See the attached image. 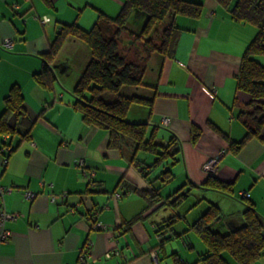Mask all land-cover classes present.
Here are the masks:
<instances>
[{"label": "crops", "instance_id": "1", "mask_svg": "<svg viewBox=\"0 0 264 264\" xmlns=\"http://www.w3.org/2000/svg\"><path fill=\"white\" fill-rule=\"evenodd\" d=\"M123 1L50 0L52 4L48 5L44 0H0V62L5 65L0 68V113L3 98L17 84L35 120L29 139L0 137L8 144L0 142V187H12L3 194L4 208L15 215L5 222L10 238L0 243V264H79L82 251L89 260L87 264L92 260V264H173V252L193 262L205 250L190 227L200 215L198 212L189 219L192 208L172 224L171 230L162 227L163 235L158 233L157 223L171 214L167 207L152 214L149 210L142 220L126 227L123 222L142 210L145 202L123 190L120 180L139 188L150 187L149 182L131 164L126 149L121 154L109 148L106 129L82 120L72 105L71 92L54 87L45 92L32 77L41 67L39 53L48 49L60 23L86 26L100 12L113 17ZM194 1L203 5L201 16L195 21L176 17L185 30L177 39L174 56H150L143 79L151 86L136 87L133 92L152 98V105L133 108L135 118L131 120L147 121L148 129L158 125L157 140L162 143L172 134L179 138L181 155L173 169L179 166L177 175L183 183H202L208 176L202 170L203 163L219 157L216 175L233 182L234 195L198 186L192 190L202 195L198 198L204 202L199 204L202 209L209 202L221 208L222 218L215 227L223 233L242 223L245 203L238 197L242 192L248 193L264 219V140L253 137L233 153L225 139L237 141L246 133L238 114L250 98L236 88V75L256 27L231 18L216 0ZM5 39L11 46L3 45ZM78 43L73 37L65 40L61 50L66 58L58 63V53L54 73L58 71L64 77L69 71L70 55L75 53V46L71 45L70 51V44ZM84 48L81 44L85 52L83 69L88 61ZM257 58L264 65V55ZM162 117L170 118L168 125L161 123ZM193 126L200 130L194 141ZM9 146L16 149L6 155ZM80 157L95 168V177L104 190H88L87 177L76 163ZM24 191L35 195L25 198ZM172 234L174 239L159 245L162 237ZM196 249L199 252L191 258ZM251 264H264V254Z\"/></svg>", "mask_w": 264, "mask_h": 264}, {"label": "trees", "instance_id": "2", "mask_svg": "<svg viewBox=\"0 0 264 264\" xmlns=\"http://www.w3.org/2000/svg\"><path fill=\"white\" fill-rule=\"evenodd\" d=\"M44 1L48 5L52 4L50 0ZM216 2L227 9L234 20L256 27V33L241 57L236 75V88L247 93L250 98L238 114L246 133L237 141L225 137L228 150L237 153L253 137L264 140L261 135L264 122V65L257 58L264 55V0ZM202 12V3L194 0H124L115 16L100 12L89 29L82 28L76 22L60 23L48 49L38 55L41 67L32 77L47 91L54 87V61L65 40L73 37L87 46L90 59L71 90L74 98L72 105L86 124L106 129L109 148L117 149L121 154L126 149L131 164L150 183L148 188H139L126 179L120 180L123 190L135 193L145 202L142 210L123 222L126 227L142 220L149 210L152 214L159 208L167 207L172 214L157 223V231L161 235L163 228L169 227L168 230H171L172 224L178 218L202 202L198 199L193 206L181 211L184 201L195 186L234 195L233 182L209 174L199 185L187 181L171 194L162 195V186L157 185V182L166 184L173 179L172 167L180 160L181 141L172 134L166 143H162L157 140L158 125L148 129L147 121L127 119L133 108L146 109L152 105V98L133 92V88L151 86L143 78L152 54L161 59L174 56L177 39L185 30L178 25L176 17L182 16L195 21ZM123 34H127V43L130 44L127 46L124 43L125 51L119 45ZM125 88L131 90L123 91ZM3 103L0 137L17 136L22 141L29 139L35 120L27 111L19 85L13 84L10 87ZM168 119L170 121L169 117ZM199 133L200 130L193 126L191 139H197ZM0 142L1 145H8L4 140ZM15 149L16 146H9L5 154ZM140 153L151 156V161L140 158ZM160 167L162 169L154 173ZM79 170L87 177L88 190H104L95 177L94 167L84 160ZM238 197L245 203L241 214L242 223L226 232L218 231L215 225L222 218V210L218 205L209 202L206 209L190 224L196 238L204 245V252L199 253L193 262H188L173 252V264H229L225 253L235 264H251L264 254V219L246 195L240 194ZM174 238L173 234L162 237L159 245ZM188 246L191 247V244L188 243ZM88 261L86 256V262L79 264H87Z\"/></svg>", "mask_w": 264, "mask_h": 264}, {"label": "rangeland", "instance_id": "3", "mask_svg": "<svg viewBox=\"0 0 264 264\" xmlns=\"http://www.w3.org/2000/svg\"><path fill=\"white\" fill-rule=\"evenodd\" d=\"M85 18H86V16H85ZM95 20H96V18L93 21H89V22L85 23L86 26H82L80 23H78V24L80 26L84 27V28H88L89 29L93 25V23H94ZM126 41H128V36H127V34H123V36L121 37V40H120V44H119L120 45V48L121 49L123 48L122 51H125V49H124L125 48L124 43L127 46L130 45ZM81 44H82V47H86L84 49H85L86 53H88V60L90 59V54H89L88 48H87V46L85 44H83V42H81L79 40V43L78 44H70V51H73V48L71 47V45L75 46V50L73 51V52H75L74 55H73V53H71V55H70V58L72 60L71 67H70L69 71L63 75L64 77H61L60 76V73L58 71H57L58 74L55 73L56 79L54 80V90H57L58 89L60 91L71 92V90L73 89V86H74L76 80L78 79V77L80 76V74L82 72V69H83V65H84V62L81 59H82L83 54L85 52H83V50L81 49ZM62 51L63 50L60 51L61 54L59 55V58L57 59V62L58 63H60V62H62L64 60L62 58H66V55L63 54ZM29 58L31 60H33V61L34 60H37L36 58H34V56H29ZM24 60H25V57H24ZM38 61L41 62V59L38 58ZM81 62H83V63H81ZM4 66L5 65L3 64V62H0V68H3ZM127 90L130 91L131 89L130 88H128V89L125 88L123 91H127ZM47 91L49 92V91H51V89L50 90H47ZM47 91H45V92H47ZM135 107H138V106H135ZM133 113H134L133 110H131V112H129L128 115H127V119L129 118V120H130V119L135 118V116L133 115ZM161 129H159V131H161ZM139 157L140 158H145V159L147 158L146 159L147 162L151 161V158H150L151 156H148L145 153H140L139 154ZM178 167L176 169H173V167H172V170H173L174 175H177L178 174ZM161 169H162L161 167L158 168L154 173L159 172ZM204 173L206 175H208V173H206V172H204ZM174 175H173V179L170 180L169 182H167L166 184H162V183L157 182V185L162 186V193L163 194H170L171 192H173L176 188H178L183 183V180L182 179L181 180L179 179V177H178L179 175H177V176H174ZM148 185L150 186V183H148ZM199 196H202V195L201 194H198L196 192V190H192L191 195L184 201L183 207L181 208V211L185 210V208H187L188 206H193L196 203V201H198ZM201 203H202L201 205H204V202H201ZM197 207H196V209L195 208H192L191 209V210H193V212H191L188 215V218L189 219H191L194 214H197L198 212L201 213V212H203L205 210V209H202V206H199L198 208ZM170 213L172 214V211H170ZM200 213H198V214H200ZM187 238L188 237H185L186 240H187ZM190 238H192V237H190ZM192 240H193V238H192ZM197 241L199 242V240H197ZM175 243H177L176 245L179 246L178 242H175V241L172 242L173 245ZM200 243H199V245H203L202 242H200ZM170 245H171V242H170L169 246ZM169 246H168V248H169ZM181 252L184 253V254H186V255L188 254V252H185V251H181ZM198 252H199L198 249H196L195 251H192L191 258L194 255H196V253H198ZM182 253H180V254H182ZM224 256L231 263H235L228 254L225 253ZM190 260H192V259H190Z\"/></svg>", "mask_w": 264, "mask_h": 264}, {"label": "built area", "instance_id": "4", "mask_svg": "<svg viewBox=\"0 0 264 264\" xmlns=\"http://www.w3.org/2000/svg\"><path fill=\"white\" fill-rule=\"evenodd\" d=\"M49 18H45V21H48ZM4 46H11V41L9 39H5ZM162 123L164 125L169 124V119L168 117H162ZM221 155V154H220ZM219 157H215L212 159L207 160L206 162L203 163L202 165V170L208 173L209 175H216L218 172V167H217V161ZM84 162L83 158H78L76 163L80 167ZM7 191H12V187H0V243L7 241L10 237V231L5 227V222L9 219L14 217V214H11L7 212L4 208V200H3V194ZM242 195L248 196L247 192H242ZM34 193L32 191H24L23 196L28 199H32L34 197ZM118 195V194H117ZM106 256H109V253H106ZM95 261V260H94ZM93 260L89 262V264H92L94 262ZM79 262L85 263L86 262V254L84 251L79 256Z\"/></svg>", "mask_w": 264, "mask_h": 264}]
</instances>
